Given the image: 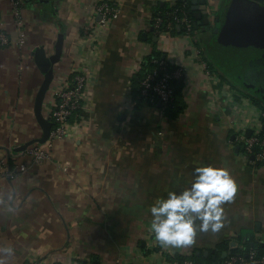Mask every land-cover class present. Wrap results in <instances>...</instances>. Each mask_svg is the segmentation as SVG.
I'll use <instances>...</instances> for the list:
<instances>
[{
  "label": "crops",
  "instance_id": "obj_1",
  "mask_svg": "<svg viewBox=\"0 0 264 264\" xmlns=\"http://www.w3.org/2000/svg\"><path fill=\"white\" fill-rule=\"evenodd\" d=\"M101 1L22 0L18 25L11 0H0V30L11 38L0 48V163L12 160L17 170L13 177L0 172V249H14L0 252L5 264H170L193 255L202 264H219L223 252L231 253L221 247L227 242L264 245V169L244 157L241 139L261 130L262 108L253 102L254 91L213 54L217 17L222 26L233 23L244 6L230 1L218 7L189 41L181 32L159 37L153 30L154 14L174 0H108L120 15L98 27L90 46L83 29L97 23ZM61 34L63 57L46 98L49 112L75 71L88 76L89 86L67 137L36 161L30 146L18 151L42 135L34 107L43 75L32 52L43 47L52 55ZM156 53L186 71L175 117L159 102L136 99ZM202 164L226 167L238 184L234 199L223 205L224 226L215 233L198 230L188 246L165 247L150 230V205L187 187Z\"/></svg>",
  "mask_w": 264,
  "mask_h": 264
},
{
  "label": "built area",
  "instance_id": "obj_2",
  "mask_svg": "<svg viewBox=\"0 0 264 264\" xmlns=\"http://www.w3.org/2000/svg\"><path fill=\"white\" fill-rule=\"evenodd\" d=\"M13 5V14L18 25L22 23V0H11ZM178 0H174L169 5L170 12L167 13V18L160 16V11L154 14L152 20L153 30L156 35L171 36L173 35L174 27L177 26L183 29V34L189 41L193 39V20L189 15L186 4L178 6ZM120 15V8L115 2L108 0L101 1L96 7V16L98 21L96 24H90L83 29L84 40L90 46H94L98 38V27H106L115 21ZM20 45L25 44V38L21 36L18 41ZM11 44V38L8 34L0 30V48ZM195 57L199 58L201 50H194ZM152 69L146 71L139 83L138 100L154 104L160 102L165 107L172 106L176 100L174 83L183 79L186 74L184 67H178L171 64L166 59H152ZM204 70L208 77H211V71L207 63L204 64ZM70 82V85L59 88L55 93L54 103L49 112L48 119L53 123L52 131L48 141L41 144H33L27 149V153L36 161L43 160L48 157L46 148H52L54 143L63 140L67 137L72 125V119L83 108L84 92L89 86V78L81 70H77ZM259 119L262 121L261 130L255 131L249 137L241 136L243 155L246 159L255 157L254 161L261 162L264 169V138L261 137L264 133V109L258 111ZM47 146V147H45ZM255 149H257L255 151ZM24 166L19 167V171H24ZM8 166V163L3 160L0 163V172L5 176L13 177L17 172ZM0 173V175L2 174ZM170 264H200L191 257L183 259H172ZM220 264H264V255L257 258L254 251H250L248 256H228Z\"/></svg>",
  "mask_w": 264,
  "mask_h": 264
},
{
  "label": "water",
  "instance_id": "obj_3",
  "mask_svg": "<svg viewBox=\"0 0 264 264\" xmlns=\"http://www.w3.org/2000/svg\"><path fill=\"white\" fill-rule=\"evenodd\" d=\"M230 1L231 3L237 1L238 4L240 2L244 6V10L237 9L233 14L235 22H227L223 26L222 19L217 17L220 26L214 30V34L217 35V43L215 46L213 45V54L217 62L229 69V72L239 83L254 91L258 97L264 100V0H192L194 27L197 29L204 21L209 23L217 8L227 5ZM247 9L253 10L251 12L253 16L248 15ZM63 49L64 36L61 34L58 36L52 55L48 56L43 47H37L32 52L34 61L43 75L34 107L42 135L40 138L26 143L18 151H24L36 143L43 145L50 137L53 123L44 116L43 106L54 80L55 65L62 60ZM159 104L161 103L159 102ZM248 132L250 134L251 131ZM251 159L254 160L255 157L251 156ZM230 254L223 252L222 258L226 259Z\"/></svg>",
  "mask_w": 264,
  "mask_h": 264
},
{
  "label": "clouds",
  "instance_id": "obj_4",
  "mask_svg": "<svg viewBox=\"0 0 264 264\" xmlns=\"http://www.w3.org/2000/svg\"><path fill=\"white\" fill-rule=\"evenodd\" d=\"M238 184L226 167L202 164L193 170L189 185L181 191H168L150 205V230L154 239L168 247L193 243L197 231L218 232L224 226V203L234 199ZM199 222V223H197ZM0 252L11 255L13 248ZM6 257L0 256V264Z\"/></svg>",
  "mask_w": 264,
  "mask_h": 264
},
{
  "label": "trees",
  "instance_id": "obj_5",
  "mask_svg": "<svg viewBox=\"0 0 264 264\" xmlns=\"http://www.w3.org/2000/svg\"><path fill=\"white\" fill-rule=\"evenodd\" d=\"M177 3H178V6H182L183 4H186L185 9H187L189 11V15H190L191 19L193 20L192 30H193V33H195V27H194L195 17H194L193 11H192V0H178ZM168 8H169V6L161 8L158 10L161 13L160 16H162L164 19L167 18V13L170 12V10ZM178 32L183 33L185 31L183 29H180L177 26H175L173 33H178ZM155 58L156 59H159V58L162 59V57L159 53H156L152 59H155ZM152 59H151V61H152ZM151 61H150V65L152 66ZM143 76L144 75L141 76L140 80L142 79ZM140 80H139V83H140ZM178 84H179V81H176L174 83L175 98H176L174 104L172 106H169V107H165V108L163 107L164 113L169 117H175L181 111L178 107L180 90H181V88H179L180 85H178ZM177 85H178V88H176ZM138 94H136L137 98H138ZM252 99H253V102L255 104L259 105L262 109H264V102L262 101L261 98H258L257 96H253ZM137 101L140 103L144 102V101H140L138 99H137ZM261 137L264 138V133H262ZM256 150L257 149H255V151ZM258 163L261 165V162H258ZM9 166H10V168H13L12 160H9ZM223 246H224V248H223ZM221 247L223 248V250H229L231 252V254H230L231 256H241V257L245 258L246 254H248L250 251H254L256 253L257 258H261L264 255V245H262L260 243H256L252 240H249V241L243 243L241 241V238H238V242H231V244H229L227 242V245H222ZM193 258L195 260L196 256L193 255ZM178 259L181 260L183 258H178ZM197 262H199V261H197ZM221 262H223V260H220L219 264ZM200 264H202V263H200Z\"/></svg>",
  "mask_w": 264,
  "mask_h": 264
},
{
  "label": "rangeland",
  "instance_id": "obj_6",
  "mask_svg": "<svg viewBox=\"0 0 264 264\" xmlns=\"http://www.w3.org/2000/svg\"><path fill=\"white\" fill-rule=\"evenodd\" d=\"M50 92V91H49ZM48 92V93H49ZM48 95V94H47ZM47 98V97H46ZM46 101H45V103H44V116L45 117H47L48 118V116H49V110H48V104H49V102L47 101V99H45ZM45 147H47V146H45ZM46 150L49 152L51 149L50 148H46Z\"/></svg>",
  "mask_w": 264,
  "mask_h": 264
},
{
  "label": "flooded vegetation",
  "instance_id": "obj_7",
  "mask_svg": "<svg viewBox=\"0 0 264 264\" xmlns=\"http://www.w3.org/2000/svg\"><path fill=\"white\" fill-rule=\"evenodd\" d=\"M255 93V92H254ZM256 96L258 97V95L256 94ZM258 98H260V97H258Z\"/></svg>",
  "mask_w": 264,
  "mask_h": 264
}]
</instances>
